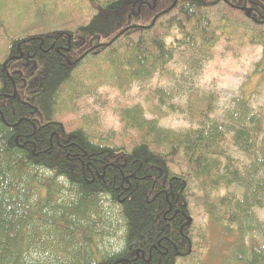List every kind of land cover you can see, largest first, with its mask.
I'll return each mask as SVG.
<instances>
[{"label":"trees","instance_id":"1","mask_svg":"<svg viewBox=\"0 0 264 264\" xmlns=\"http://www.w3.org/2000/svg\"><path fill=\"white\" fill-rule=\"evenodd\" d=\"M85 1L89 15L60 25L38 15L0 59V264H196L200 213L233 232L221 264H264V112L249 99L228 123L214 119L219 95L199 89L172 104L146 92L108 135L60 120L75 113L76 67L103 61L95 75L107 66L103 77L125 88L172 79L221 37L264 49V21L244 9L264 0ZM256 72L264 80V54ZM163 106L193 126L163 127Z\"/></svg>","mask_w":264,"mask_h":264},{"label":"rangeland","instance_id":"2","mask_svg":"<svg viewBox=\"0 0 264 264\" xmlns=\"http://www.w3.org/2000/svg\"><path fill=\"white\" fill-rule=\"evenodd\" d=\"M237 5L242 6L236 2L234 7H238ZM88 9L85 0H0V59L5 56L6 42L24 32L38 19V15L47 20V25L55 26L66 20L75 19L76 14L89 15ZM244 9L247 16L254 21L259 19L251 12L250 7ZM61 34L64 37L68 36L67 32ZM176 35L180 36L174 30L171 39ZM43 36L46 37V34ZM77 42L78 50H83L84 47L80 48L81 41ZM103 43L99 45L94 42V46L100 48ZM242 45L235 37L233 45H228L226 38L221 37L213 56L197 64L183 60L177 64L172 79H162L156 75L150 81L136 82L125 88H121L111 77H103L105 72L110 73L106 71L107 66L95 75V66L99 64L98 66L104 67L103 61L93 63V68L76 67L73 76L66 83L67 86L75 82L80 84L79 98L71 102V108L75 113L62 115L60 120L66 125V129L71 130L84 122L91 124L89 126L98 133L108 135L121 129L119 111L125 106L144 101L146 92L154 89L163 90L162 99L166 104H172L194 89L217 93L220 100L214 119L226 123H228L227 113L234 110L243 99H249L251 114L257 111L264 112V80H261L256 72L264 49L260 45L247 43ZM74 55L76 54L73 52L71 56ZM6 60L7 57L2 62ZM159 113L160 124L167 129H184L193 126L187 116L172 114L166 110V106H163V110ZM154 116L150 112L147 113L148 118ZM89 126L85 125L87 128ZM261 216L264 217V211H261ZM193 219L192 229L195 234L206 232L207 235L203 241L195 240L196 264H221L223 258L232 250L235 242L233 232L225 233L222 227L209 221L202 213Z\"/></svg>","mask_w":264,"mask_h":264},{"label":"flooded vegetation","instance_id":"3","mask_svg":"<svg viewBox=\"0 0 264 264\" xmlns=\"http://www.w3.org/2000/svg\"><path fill=\"white\" fill-rule=\"evenodd\" d=\"M251 2V3H250ZM249 3L252 5L251 7V12H253V14L257 15L259 17L258 20H260L261 22L264 21V9L261 6H254V4L252 3V1H250ZM24 54H21L20 57H23ZM11 58H17L16 56L11 57Z\"/></svg>","mask_w":264,"mask_h":264},{"label":"water","instance_id":"4","mask_svg":"<svg viewBox=\"0 0 264 264\" xmlns=\"http://www.w3.org/2000/svg\"><path fill=\"white\" fill-rule=\"evenodd\" d=\"M157 17H158V16H156V18H157ZM156 18H155V19H156ZM190 222H191V220H190Z\"/></svg>","mask_w":264,"mask_h":264}]
</instances>
